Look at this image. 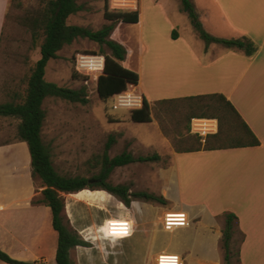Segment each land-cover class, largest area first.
I'll list each match as a JSON object with an SVG mask.
<instances>
[{
	"label": "crops",
	"instance_id": "obj_1",
	"mask_svg": "<svg viewBox=\"0 0 264 264\" xmlns=\"http://www.w3.org/2000/svg\"><path fill=\"white\" fill-rule=\"evenodd\" d=\"M191 1L204 30L211 36L250 42L255 51L248 55L242 49L217 43L207 46L181 8L180 13L188 18L185 26H190L195 38H184L174 30L168 35L170 38L154 40L146 46L145 70H139L138 86L131 87L135 92L139 90L136 94L149 103L152 121L147 125L159 134L162 145H166L157 154H168L170 162L153 170L147 178L150 186L143 191L152 189L151 193L163 196L170 203V210L187 215L189 226L176 230L180 242L172 252L182 257L183 264L192 255L200 257L197 264H220L221 221L226 213L237 216L238 228L245 237L240 249L241 264H264V0ZM161 3L162 0H157L155 4L162 14H167ZM9 6L10 0H0V44ZM138 9L140 23L143 19L140 3ZM201 96L225 97L261 144L205 150L208 135L215 136L219 132V121L194 118L190 132L197 134L192 129L195 120L208 121L210 127L197 134L203 138V146L198 151L178 153L162 126L166 125L172 134H186V106L192 103L186 99ZM214 101L223 102L220 97ZM128 116L131 120L130 111ZM224 137V134L220 136ZM216 141L217 137L210 138V142ZM23 146L27 151L25 142ZM19 155L13 152L0 160V250L28 264H57L58 233L53 227L51 208L36 203L42 199L43 189L40 193L34 192L31 174L24 172L31 166L28 151L29 166ZM61 194L70 226L91 245L77 247L79 264H94L96 248L103 254L100 262L105 264L104 246L89 236L88 231L94 233L107 219L121 218V211L110 214L108 206L124 204L111 194L113 201L108 203L82 200L70 204L72 194ZM163 209L159 226L164 233L173 234L162 228L163 214L169 210ZM158 211L153 209L151 213ZM192 238L198 239V243L192 244ZM158 254L152 256L154 263ZM0 264L7 263L0 261Z\"/></svg>",
	"mask_w": 264,
	"mask_h": 264
},
{
	"label": "rangeland",
	"instance_id": "obj_2",
	"mask_svg": "<svg viewBox=\"0 0 264 264\" xmlns=\"http://www.w3.org/2000/svg\"><path fill=\"white\" fill-rule=\"evenodd\" d=\"M10 1L0 44V104L18 101L24 95L30 71L40 59L42 43V38L37 42L33 41L32 27L27 18L39 12L44 7V3L41 0ZM76 2L83 5L84 10L71 16L68 20L69 24L94 31L110 24L104 17L106 0H76ZM112 2L114 0H108L110 11H113ZM139 3L143 13L142 22L139 24L116 23L109 37V40L118 42L126 48L128 54L127 60L123 63L124 67L134 70L138 74L141 68L142 71L145 70L147 58L145 48L154 40H166L170 38L168 35L174 30L184 38H195L190 26H185L188 18L185 14L180 13L179 0H162L161 4L167 14H162L157 8L158 6L155 4L157 0H140ZM102 51L110 53L106 46H100L88 39H79L61 50L58 59L49 62L45 75L48 82L55 83L60 87L76 90L85 88L87 90L89 103L86 105L58 98L46 100L43 141L51 151L54 167L59 174L65 177H85L90 179L91 183H94V178L101 170V156L110 136L115 139V143L109 151L111 158L120 155L124 150L136 158L147 157L157 154L160 148L166 146L162 145V138L157 132H153L149 125L134 123L130 120L129 111L137 108L118 107V98L122 96L113 97L106 102L99 97L97 80L101 72H93L89 68L81 66V57H103L101 56ZM132 88L129 87L127 92ZM130 94L135 96L133 93ZM18 124L19 121L14 118L0 117V160L6 154L17 152L29 166L27 151L31 160L30 152L28 146H26V151L23 142L17 138ZM162 152L165 153V151ZM169 162L170 156L165 153L161 156V161L156 163H134L121 169L116 168L108 181L114 185H129L133 192L143 191L145 187L150 186L147 184V178L152 175L153 170L167 166ZM24 172L28 175L31 174L33 191L40 193L41 182L32 176V166H30V170L28 167V170H24ZM15 186L18 187V182ZM148 190L153 191L152 189ZM112 196L103 190L85 189L70 195L69 203H77L82 200L108 203L113 201ZM118 201L120 202V200ZM133 202L140 203H132L127 209L121 203L118 204L119 207L110 204L108 206L109 213L117 214L118 211H121L119 215L122 217L107 219L95 230V234L88 231L89 236L95 237V241L104 246L105 264H154L153 255L162 251L172 253L179 245L177 231L167 234L159 226V218L165 210L163 206L152 202ZM165 208L171 209V206ZM153 209L159 211L151 213ZM108 217L110 216L108 215ZM109 221L128 224L129 235L106 236L100 229ZM224 225L223 219L221 227L223 228ZM78 234L82 239H86L79 232ZM153 237L154 240H152ZM235 237L237 244L234 249L237 250L242 236L238 233ZM190 242L198 243V239L192 238ZM78 251L80 250L77 248L72 251V258L76 264H79ZM94 251L96 260L94 264H102L100 261L103 260L100 255L102 257L103 254H100L98 248ZM220 257V264H223L222 250H220ZM199 259L200 257L197 255H192L187 259L186 264H197Z\"/></svg>",
	"mask_w": 264,
	"mask_h": 264
},
{
	"label": "trees",
	"instance_id": "obj_3",
	"mask_svg": "<svg viewBox=\"0 0 264 264\" xmlns=\"http://www.w3.org/2000/svg\"><path fill=\"white\" fill-rule=\"evenodd\" d=\"M41 1L44 3V7L36 12L34 16L27 18L32 27L33 41L37 42L42 38L40 59L30 71L26 91L21 98L18 96L20 100L0 104V117L14 118L19 121L18 128H16L17 138L27 144L31 156L32 176L40 180L43 189L42 199L36 203L51 208L53 227L58 233V248L55 257L57 264H76L72 258V251L79 246L90 247V243L82 239L78 232L70 226V221L65 214V198L61 193L73 194L85 189L92 191L99 189L113 195L126 208H130L133 201L152 202L163 207L169 206L170 203L163 196L148 191L133 192L129 185H114L108 181L116 168L134 163H156L161 161L159 154L136 158L130 152L124 150L120 155L111 158L109 151L115 143V139L110 136L101 156V170L94 178V183H91L90 179L85 177H65L59 174L54 167L51 151L43 141V126L46 119L44 104L46 100L58 98L82 105L89 103L85 88L76 90L60 87L45 79L49 62L58 59L61 50L79 39L91 40L100 46H106L110 51V53L101 52V56L104 57V67L97 80V91L103 101L106 102L117 95L125 96L130 93L136 95L135 89L132 88L128 92L127 90L131 86H138L140 76L134 70L124 67L123 63L128 52L122 44L109 40V37L116 23H139V5L135 10L110 11L108 0H106L104 17L110 24L94 31L69 24L68 20L71 16L84 10L83 5H79L76 0ZM180 1L181 12L188 15L198 36L205 41L207 46L217 43L228 48L242 49L248 55L254 53L255 48L250 42H244L240 39H219L211 36L204 30L192 1ZM2 37L3 33L1 40ZM219 97L222 98L223 102L216 104L214 99ZM186 101L192 102L186 106L187 113L185 114H188V121L185 125L186 134L178 136L176 133L172 134L166 125L163 124L162 126L165 136L172 141L178 153L198 151L203 146V138L190 132L191 122L194 118H217L219 121V132L215 136L208 135L203 147L205 150L256 147L261 144L225 97L201 96L189 98ZM175 102H178V100ZM161 103H170V101H162ZM178 119L181 122L179 116ZM131 120L134 123L143 124L152 121L151 108L146 99L143 98L141 108L131 111ZM222 134H224V138H220ZM212 137H217L218 141L210 142ZM223 219L225 225L222 228V238L220 240V250L223 251V264H241L240 249L245 237L238 228V218L234 214L226 213L223 215ZM238 233L241 234L242 240L238 249L235 250L234 247L237 244L235 236ZM0 261L7 264H28L14 260L2 250H0Z\"/></svg>",
	"mask_w": 264,
	"mask_h": 264
},
{
	"label": "built area",
	"instance_id": "obj_4",
	"mask_svg": "<svg viewBox=\"0 0 264 264\" xmlns=\"http://www.w3.org/2000/svg\"><path fill=\"white\" fill-rule=\"evenodd\" d=\"M138 2L139 0H114V2L111 3V8L112 10H121V11L135 10L137 9L139 5ZM83 57H98V56H83ZM102 58H103V64H104V57ZM102 71L103 70H100V72ZM135 97L136 98L132 99V101L130 102L125 101L124 99H121V102L118 103V107H126V108L142 107L143 97L139 94H136ZM200 124H201L200 120L193 121L192 123L193 132L197 134H202L204 133L203 132L204 130L210 128L208 125L206 127H200ZM200 128H204V129H200ZM180 216L183 217L182 221H179L177 219V217H180ZM170 217L171 219H169ZM187 226H189V220L185 213L173 211L170 209L164 212L163 217H162V228L164 229L165 232L174 233L177 229L187 227ZM165 261H167V264H183V259L181 256L175 253H167V252L159 253L157 257L155 258L154 264H165Z\"/></svg>",
	"mask_w": 264,
	"mask_h": 264
},
{
	"label": "bare ground",
	"instance_id": "obj_5",
	"mask_svg": "<svg viewBox=\"0 0 264 264\" xmlns=\"http://www.w3.org/2000/svg\"><path fill=\"white\" fill-rule=\"evenodd\" d=\"M81 66L85 67V68H89V70L91 71H100L103 70V58L102 57H81ZM136 97L128 94L122 97L118 98V103L121 102V99H124L125 101H132V99H135ZM208 122V121H207ZM207 122L205 121H201L200 127H206ZM200 129H204V128H200Z\"/></svg>",
	"mask_w": 264,
	"mask_h": 264
},
{
	"label": "clouds",
	"instance_id": "obj_6",
	"mask_svg": "<svg viewBox=\"0 0 264 264\" xmlns=\"http://www.w3.org/2000/svg\"><path fill=\"white\" fill-rule=\"evenodd\" d=\"M128 228L129 225L126 223L109 221L106 222L105 226L101 228L100 231L105 233L106 236L121 237L126 236L124 234L125 232H127V235H129ZM165 264H167V261H165Z\"/></svg>",
	"mask_w": 264,
	"mask_h": 264
},
{
	"label": "snow or ice",
	"instance_id": "obj_7",
	"mask_svg": "<svg viewBox=\"0 0 264 264\" xmlns=\"http://www.w3.org/2000/svg\"><path fill=\"white\" fill-rule=\"evenodd\" d=\"M169 219H171V217H170ZM177 219H178L179 221H182L183 217L180 216V217H177ZM124 234L127 235V232H125Z\"/></svg>",
	"mask_w": 264,
	"mask_h": 264
}]
</instances>
